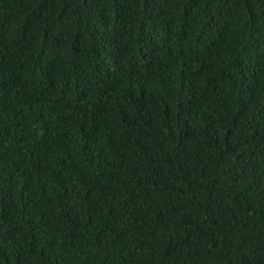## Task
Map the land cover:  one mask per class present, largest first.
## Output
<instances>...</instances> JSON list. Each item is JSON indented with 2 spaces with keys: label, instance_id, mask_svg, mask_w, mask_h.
Returning <instances> with one entry per match:
<instances>
[{
  "label": "trees",
  "instance_id": "obj_1",
  "mask_svg": "<svg viewBox=\"0 0 264 264\" xmlns=\"http://www.w3.org/2000/svg\"><path fill=\"white\" fill-rule=\"evenodd\" d=\"M0 264H264V0H0Z\"/></svg>",
  "mask_w": 264,
  "mask_h": 264
}]
</instances>
